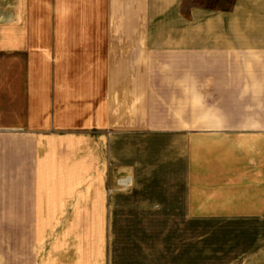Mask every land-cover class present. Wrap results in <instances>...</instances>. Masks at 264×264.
Wrapping results in <instances>:
<instances>
[{"label":"crops","instance_id":"0c3cea01","mask_svg":"<svg viewBox=\"0 0 264 264\" xmlns=\"http://www.w3.org/2000/svg\"><path fill=\"white\" fill-rule=\"evenodd\" d=\"M115 140L123 168L138 141L154 180H139L137 205L155 219L264 221V0H0L11 252L36 221L44 264H115ZM170 247L193 264L192 230H172ZM246 254L264 264V243Z\"/></svg>","mask_w":264,"mask_h":264},{"label":"rangeland","instance_id":"374dc122","mask_svg":"<svg viewBox=\"0 0 264 264\" xmlns=\"http://www.w3.org/2000/svg\"><path fill=\"white\" fill-rule=\"evenodd\" d=\"M150 149L153 152V148ZM114 151L115 162L103 184L104 194L112 198L114 203L113 219L108 222L110 255H113V260L109 257L108 261H115V264H180L181 259L173 261L170 251L171 232L187 227L193 231V264H252L247 254L244 258L241 256H244V250L252 249L255 243H264V221L176 222L155 219L158 215L154 211L140 210L137 205L139 200L144 199L143 191L141 194L138 191L139 180L144 184L150 175V180H154L153 173L140 171L138 141L131 142L130 154L133 160L130 168H123L122 165L121 140H115ZM128 177L132 179V186L127 190L121 189L118 182ZM32 223L33 227L28 223L17 238L20 243L17 245L18 253L10 251L11 237L0 239L3 244L0 248V264H44L42 260L46 258L38 242L37 222ZM253 232L259 236L252 237L250 234Z\"/></svg>","mask_w":264,"mask_h":264},{"label":"built area","instance_id":"2783aa9c","mask_svg":"<svg viewBox=\"0 0 264 264\" xmlns=\"http://www.w3.org/2000/svg\"><path fill=\"white\" fill-rule=\"evenodd\" d=\"M129 179H130V178L121 179V180L118 182V186H119L121 189L127 190L128 188H130V187L132 186V180L130 181Z\"/></svg>","mask_w":264,"mask_h":264},{"label":"bare ground","instance_id":"6f19581e","mask_svg":"<svg viewBox=\"0 0 264 264\" xmlns=\"http://www.w3.org/2000/svg\"><path fill=\"white\" fill-rule=\"evenodd\" d=\"M128 178H130V177H128ZM129 180L131 181L132 179L130 178Z\"/></svg>","mask_w":264,"mask_h":264}]
</instances>
